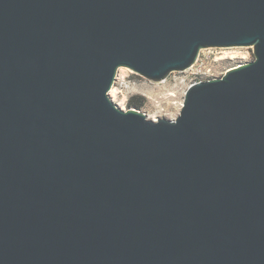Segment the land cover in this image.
<instances>
[{
  "label": "water",
  "instance_id": "obj_1",
  "mask_svg": "<svg viewBox=\"0 0 264 264\" xmlns=\"http://www.w3.org/2000/svg\"><path fill=\"white\" fill-rule=\"evenodd\" d=\"M210 48L175 120L111 100ZM0 264H264V0H0Z\"/></svg>",
  "mask_w": 264,
  "mask_h": 264
},
{
  "label": "rangeland",
  "instance_id": "obj_2",
  "mask_svg": "<svg viewBox=\"0 0 264 264\" xmlns=\"http://www.w3.org/2000/svg\"><path fill=\"white\" fill-rule=\"evenodd\" d=\"M255 60L254 48H210L200 52L197 62L184 72L172 73L166 80H148L128 68H121L110 92L111 100L129 110V99L141 97L140 109L150 120H175L181 114L190 86L222 78L229 70Z\"/></svg>",
  "mask_w": 264,
  "mask_h": 264
},
{
  "label": "trees",
  "instance_id": "obj_3",
  "mask_svg": "<svg viewBox=\"0 0 264 264\" xmlns=\"http://www.w3.org/2000/svg\"><path fill=\"white\" fill-rule=\"evenodd\" d=\"M129 108H134L140 110L144 106L143 99L141 97L133 96L128 102Z\"/></svg>",
  "mask_w": 264,
  "mask_h": 264
}]
</instances>
